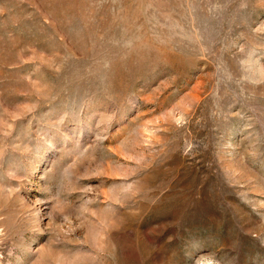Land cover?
I'll return each mask as SVG.
<instances>
[{
  "label": "rangeland",
  "instance_id": "1",
  "mask_svg": "<svg viewBox=\"0 0 264 264\" xmlns=\"http://www.w3.org/2000/svg\"><path fill=\"white\" fill-rule=\"evenodd\" d=\"M0 264H264V0H0Z\"/></svg>",
  "mask_w": 264,
  "mask_h": 264
}]
</instances>
